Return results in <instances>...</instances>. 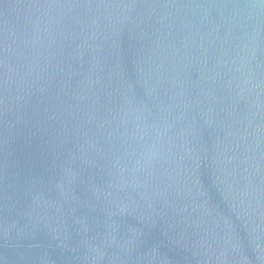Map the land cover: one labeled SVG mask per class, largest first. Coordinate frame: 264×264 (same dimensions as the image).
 I'll return each instance as SVG.
<instances>
[{
	"label": "water",
	"instance_id": "obj_1",
	"mask_svg": "<svg viewBox=\"0 0 264 264\" xmlns=\"http://www.w3.org/2000/svg\"><path fill=\"white\" fill-rule=\"evenodd\" d=\"M0 264H264V0H0Z\"/></svg>",
	"mask_w": 264,
	"mask_h": 264
}]
</instances>
